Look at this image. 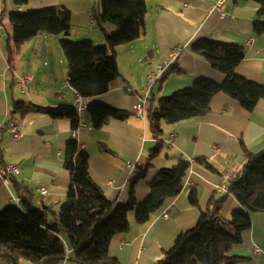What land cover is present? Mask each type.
<instances>
[{"label": "crops", "instance_id": "1", "mask_svg": "<svg viewBox=\"0 0 264 264\" xmlns=\"http://www.w3.org/2000/svg\"><path fill=\"white\" fill-rule=\"evenodd\" d=\"M220 1H146L140 37L118 50L119 79L108 92L89 100L123 110L127 117L108 119L99 129L91 125L88 114L84 126L76 129L69 118L52 119L35 112L9 122L12 101L52 108L71 105L73 94L67 86V67L62 53L55 51L54 47L51 52L49 44L45 48L41 46L44 39L41 35L45 34H39L38 41L35 38L23 45L20 54L9 63L6 33L0 23V167L16 166L19 172L10 178L9 184L0 181V211L20 198L19 187H23L28 191L26 198L30 206L37 209L48 207L49 219L56 216L70 184L64 160L65 146L72 139L83 146L89 156L91 180L111 202L127 203L130 174L135 166L144 164L157 143L149 134L146 115L134 117L132 107L138 98L144 96L147 75L155 66L168 60L174 49H178L180 55L168 75L153 87L152 102L148 100L145 112L151 103L155 105L161 98L190 88L196 79L218 84L224 80V76L205 59L191 52V45L199 39L242 47L243 59L236 74L264 85V33L258 35L253 31L254 22L258 19L264 21V17L257 16L258 7L253 0H222L223 8L219 11L215 6ZM99 3L100 0H27L23 6L16 7L13 0H0V16L13 11L26 13L47 6H62L71 16L70 38L93 36L94 40L90 41L103 45V37L101 41L91 33L81 31L93 29L99 32L91 19L92 10ZM103 28L107 35L114 30L109 24ZM60 37H55L58 42ZM29 43H36V46L25 48ZM27 62L32 72L27 71ZM44 67L45 71H39ZM25 74L31 75L32 80L22 94L13 78ZM17 96H29V103ZM8 123L17 126L21 134L19 139L12 137ZM171 134L174 143L168 147L165 141ZM160 140L162 148L152 159L146 178L135 186L138 204L149 195V184L161 169L172 167L180 160L189 162L190 166L182 180L180 194L166 200L148 222L139 224L134 212L129 213L127 232L114 236L109 244V254L120 264H160L163 253L171 249L179 234L192 230L201 213L210 210L213 202H220L215 223L224 229L222 223L233 212L243 210L224 187L228 178L241 173L245 151L258 153L264 150V100L259 101L253 111L247 112L237 101L217 94L205 116L163 125ZM101 146L105 150H100ZM197 159L205 160L207 166L199 165ZM42 187L46 189L45 195L40 192ZM192 190L198 199L195 207L188 200ZM164 213L167 218L163 219ZM250 218L249 231L229 254L236 258L233 264H264V214L252 213ZM66 250L68 257L71 249L67 246ZM0 264L7 263L0 261ZM17 264L31 263L20 260ZM59 264L77 263L64 260Z\"/></svg>", "mask_w": 264, "mask_h": 264}, {"label": "trees", "instance_id": "2", "mask_svg": "<svg viewBox=\"0 0 264 264\" xmlns=\"http://www.w3.org/2000/svg\"><path fill=\"white\" fill-rule=\"evenodd\" d=\"M147 0H100L92 10V22L103 37V45L90 40H70L71 16L62 6H47L28 10L26 13H1L0 23L6 33L8 61L20 54L21 47L39 34L61 36L59 48L67 67V84L88 99V116L95 129L101 128L108 119H123L127 112L89 102L105 94L119 79L116 58L119 48L137 40L141 34L146 14ZM16 7L27 0H13ZM258 7V17H264V0H253ZM6 19L3 22V19ZM113 26L107 35L103 26ZM255 34L264 33V21L254 22ZM195 55L205 59L211 67L224 76L221 83L196 79L190 88L157 100L145 112L149 134L157 142L141 166H135L129 177L128 201L125 204L111 202L91 180L88 154L78 149L75 140L65 146L64 170L70 184L64 202L56 216L49 219V208L37 209L28 204V191L19 187L21 204H11L0 211V261L17 264L20 260L31 264H59L64 260L77 264H120L109 254L111 239L127 232L128 215L134 212L135 221L146 223L168 199L177 197L182 180L189 169V162L178 161L172 167L159 171L149 184V195L140 204L135 200V186L146 178L151 161L162 148L160 140L163 125L200 118L209 112L214 96L223 94L237 101L242 109L251 112L264 100V85L255 84L236 74L243 59L242 47L209 39L196 40L190 47ZM176 63V62H175ZM171 67L164 77L168 75ZM150 97V98H149ZM147 98L150 102L152 96ZM35 112L52 119L69 118L74 129L77 118L71 105L38 108L12 101L10 121ZM9 124V123H8ZM100 150H105L104 146ZM241 173L228 180L227 192L239 202L243 210L235 211L218 226L216 214L220 202L202 212L196 226L179 234L170 250L163 253L160 264H233L236 258L229 254L242 242L251 227L250 214H264V150L244 153ZM207 166L205 160L197 159ZM43 188V187H42ZM191 206L198 203L194 190L188 194ZM71 249L66 257V247Z\"/></svg>", "mask_w": 264, "mask_h": 264}, {"label": "built area", "instance_id": "3", "mask_svg": "<svg viewBox=\"0 0 264 264\" xmlns=\"http://www.w3.org/2000/svg\"><path fill=\"white\" fill-rule=\"evenodd\" d=\"M215 8L219 11L223 8L222 0L216 4ZM179 55H180V51L178 49L172 50L169 53L168 60L163 61L157 66H155L147 75L144 96L138 98L137 102L132 107V113L134 117L143 118L145 116V105L147 103V98L150 96L152 92L153 87L155 86V84H157L164 78L165 73L171 67V65L176 62ZM31 80H32L31 75H26V74L20 76L15 75V77L13 78V83L15 84V86L20 88L21 93L23 94L25 93L26 84L29 83ZM67 86L73 94V100L71 106L77 118V124L78 126H84L85 116L87 115L88 106H89L88 99L80 95L75 89L71 88L68 84ZM8 128L13 132L12 137L14 139H19L21 137V134L17 131V126L14 123L8 124ZM0 131H1V126H0ZM165 143L168 147H172L174 143V135L173 134L169 135ZM78 149L82 150L83 146L78 145ZM129 169H132V166L129 165ZM18 173H19L18 168L16 166H11V165L2 166L0 167V181L4 184H9L10 178L14 175H17ZM231 179L232 178H228V180ZM224 189L227 190L226 186L224 187ZM40 192L43 195H45L46 189L41 188ZM13 203L19 205L20 199L19 198L14 199ZM162 218L163 219L167 218V214L164 213L162 215Z\"/></svg>", "mask_w": 264, "mask_h": 264}, {"label": "rangeland", "instance_id": "4", "mask_svg": "<svg viewBox=\"0 0 264 264\" xmlns=\"http://www.w3.org/2000/svg\"><path fill=\"white\" fill-rule=\"evenodd\" d=\"M81 31L84 32V33H88L89 32L92 35L98 37L102 41V36L100 35V33L97 32V31H95V30H93V29H91L89 31H87V30H81ZM41 36H44V39L41 40V46L42 47L45 48L47 46V44H49V46H51V52L53 51V47H54V50L57 51V52H60V54H61L62 51H60L59 42L56 40V38L54 36L47 35V34L41 35ZM35 38H36L37 41L39 40V37H35ZM83 38L88 39V40H94L93 36H88V35H86V36H79L77 39H75V37L72 36L70 38V40H72L74 42L85 41ZM35 46H36V43H29L28 45H26L25 48L32 49ZM45 70H46V68L44 67V68H41L39 71H45ZM27 71L32 72L31 68H29L28 62H27ZM36 73H38V72H36ZM17 98H20V100L23 101V102H25V103H29V96H21V97H18L17 96ZM254 252H256L255 249H254ZM25 262H27V261H25ZM27 263H29V262H27Z\"/></svg>", "mask_w": 264, "mask_h": 264}]
</instances>
